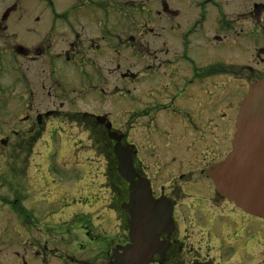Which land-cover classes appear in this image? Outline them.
<instances>
[{"label": "flooded vegetation", "instance_id": "obj_1", "mask_svg": "<svg viewBox=\"0 0 264 264\" xmlns=\"http://www.w3.org/2000/svg\"><path fill=\"white\" fill-rule=\"evenodd\" d=\"M20 1L0 0V74L9 71L15 82L23 78L20 74L23 76L24 68L30 74V80H25L26 95H21L19 90L12 91L24 102L20 100L16 106L20 109L16 112L17 125L22 124V128L12 129L10 135L22 143H13L9 136L1 135L0 144L5 146L0 150V185L7 174L9 179H16L19 172L32 171V175L35 171L42 172L41 167L19 166L15 153L26 150L31 155L35 143L59 141L66 136L67 133L63 134L66 130L70 138L86 135L95 153L104 161V180L97 191L92 185L78 190V185L65 184L71 192L63 198L68 203L58 212L49 215L41 212L46 215V221L49 216L58 215L53 222H38L37 213L20 204L25 200V189L19 194L10 193V197L0 194V207L8 205L13 212L6 226L10 223L12 231H18L21 224L28 227L27 241L33 263L114 264L116 255L132 248L151 252L148 264H214L208 258L198 259L190 250H184V241L178 236L183 221L177 213L185 198L180 184L203 188L200 178L210 183L205 170L221 161L231 149L241 100L249 87L264 75V0H175L174 5L168 0H158L159 5L155 7L132 6L130 0H79L76 7L65 11L56 10L53 0H30L32 11L30 6L29 12L35 15L34 22L30 13L32 35L35 34L34 23L39 25L41 18H47L43 40L31 48L15 43L13 29L18 24L15 11L24 12L18 5ZM131 8L157 18L153 27L150 22L139 24L136 43L126 22L114 19L116 13L134 11ZM181 8L187 17L181 25L167 26L160 21L163 15H178ZM204 50L208 57L202 54ZM21 59L26 60V64L20 65ZM54 59L66 62L79 76L86 74L85 66L91 67V73L105 72L104 84L87 88L105 95L108 105L98 112L73 108L69 97H63L65 92L61 94L60 82L48 78ZM99 60L103 61L101 67L97 64ZM245 80L250 81L243 84ZM34 87L45 91L51 102L49 109L38 110ZM243 89L231 122L233 131L227 142L228 150L210 163L205 159L212 152L207 143L217 129L225 149L227 133L223 137L221 131L228 125L227 110L235 102L221 101L228 90ZM67 90L69 95L70 88ZM4 99L6 97L0 100ZM110 101L115 106H111ZM211 103L220 107L217 119L207 112ZM192 122H200V126L195 125V133L187 126ZM185 142H188L186 155H192L193 149L196 157L198 154L203 157V165L196 168L199 178L194 182L190 176L183 177L193 174L196 170L193 165H187L189 168L185 171L184 162H177L178 150L184 148ZM116 145L131 152L133 173L129 180L118 170ZM52 168L44 170L49 173ZM163 174L164 183L159 178ZM141 179L147 180L141 184L148 189L144 190L143 197L134 190L137 198H133L131 190ZM38 180L41 182L40 177ZM53 184L56 192L45 190V184V195L41 196L49 199L48 202L54 199L58 203L62 194L57 190L64 184L57 181ZM102 189L107 190V197L101 193ZM80 190L85 191L86 197L78 193ZM72 194L75 196L71 197ZM211 194L207 201L215 208L213 210L223 205L229 210L227 219L220 215L205 221V225H210L204 230V238L213 235L217 240L218 248L214 250L221 251V255L216 264H224L221 258L230 263L238 250L236 237L243 232V228L239 231V225L254 227L255 217L235 207L213 187ZM81 199L83 209L77 207ZM199 211H195L196 218ZM202 218L198 220L201 223L204 216ZM234 228L238 234L234 233ZM1 232L3 237L4 232ZM7 248L0 244V264L7 263L3 260L9 262L12 257V247L10 251ZM227 248L231 251L224 254ZM181 255L187 260L181 259ZM260 264H264V257Z\"/></svg>", "mask_w": 264, "mask_h": 264}, {"label": "rangeland", "instance_id": "obj_2", "mask_svg": "<svg viewBox=\"0 0 264 264\" xmlns=\"http://www.w3.org/2000/svg\"><path fill=\"white\" fill-rule=\"evenodd\" d=\"M132 6H140V5H148V6H156L159 5L158 0H130ZM56 10L58 11H65L66 9L76 7L79 3V0H53ZM169 4H175V0H168ZM172 2V3H171ZM5 5L6 3L3 2ZM19 7L22 8L24 12L15 11L16 14L14 15L15 20L18 22L17 25L14 26L13 32L16 34L15 37V43L20 44L25 48H31L33 46H36L37 44L41 43L43 40V31L47 28L44 27L45 23L47 22V18L43 17L39 21L41 24L34 23L35 28V34L32 35V30L29 27V24H31L33 21L35 22V15L34 13L29 12L30 6L32 11V4L30 0H21L18 3ZM134 9V8H131ZM181 12L178 15H163L161 18V22L164 25L170 26V25H181L186 19V14L182 13L184 11L183 8L180 9ZM30 13H31V19L33 21H30ZM114 19L116 22H126L127 26L130 28V34L134 37V43L139 38L140 30H139V24L142 22H150L152 24L151 27L155 26V23L157 21V18L153 14H144L139 12V10L134 9V11H130L129 13H122L117 14L114 16ZM185 24V23H184ZM183 24V25H184ZM182 25V26H183ZM41 37V39H39ZM202 54L204 56H207V51H202ZM210 56V55H209ZM6 59L3 57V62H5ZM26 60L21 59L20 65L26 64ZM103 61L99 60L97 61V64L99 67H101ZM52 69V72L50 73V76L48 78L53 79L56 82H60L61 86V94L63 92V97L67 99L69 97V102L73 108H76V110H85L89 112H98L104 106L108 105V102L105 98V95H103L101 92L94 93L92 90L88 89L87 87L96 85V84H104V80L107 79L106 76H104L105 72L102 73H96V72H90L91 67L85 66L86 74H81V76L77 75L76 71L73 67L68 65L64 61H56L55 59L50 63ZM83 67V66H82ZM84 69V67H83ZM36 73H40L39 70H35ZM21 77L18 82L14 81V77L11 75L9 71H5L0 74V91L2 90L4 93H0V99L1 97H6L3 101L0 100V129L2 130L0 132V137L2 134H5L10 137L11 142L13 143H22L21 141H17L15 137L11 136V130L12 129H19L22 128V124L17 125V117L16 112L20 111L19 107L16 109L17 103L20 102V100L23 101L21 98H17L15 96V92L12 93L14 90H19L21 92V95H26L28 93L27 91V84L25 83V80H30V74L27 68H24V74L23 76L20 74ZM255 79V78H254ZM250 80L243 81V84L245 82H248ZM67 88H70L69 95ZM36 90L35 95H38V105L36 106L39 111H43L46 109H49L51 107V102L48 100L45 91H42L39 89V87H34ZM228 90L226 93V96L222 99L221 102H230L235 101L231 104L232 108L228 109L227 112V118L229 119L228 125L222 129L223 137L225 133H227L226 137V147L225 149L221 146L222 143L219 141L220 137V130H217L214 132V136L209 139L208 143L210 145V154L205 159H209V162H214L217 159H219L227 150H228V141L231 138V133L233 131L232 129V119L233 115L236 112V107L239 101L242 99L241 95L244 93L245 89L242 91L240 90ZM241 97V98H240ZM237 98V99H236ZM236 99V100H235ZM56 103L58 101H55ZM54 103V102H53ZM111 106H115L110 101ZM220 107L218 105H214L213 103L210 104L209 109L207 112L209 114L214 115L216 119L218 118L219 109ZM21 116V115H19ZM200 126V122H192V124H188V128L195 133L196 132V126ZM221 129V126H220ZM208 130V129H207ZM64 133H67L66 136L63 135L61 139L58 140H50L48 142L39 141L35 143L34 145V152L33 154L29 155L30 153H27L25 151H17L15 153V156L18 159V165L19 166H26L29 165L30 169H32L33 166L35 167H41L42 172L37 173L36 171L33 172L34 175L31 173H18V176L16 179H9V175L7 174L6 177L3 179L2 185H0V194L3 193L4 195L10 197V193L13 195L15 192L22 193L21 189H25V200L23 203V206L28 209H33L35 213H37L39 218L38 222L47 223L48 221H56L59 216L54 215L52 217H48L47 221L44 219V214L41 215V212H44L49 215L52 212H58L59 209H62L65 204H67L68 200L64 202L63 198L68 196L71 192L68 191V187L65 186V184L68 185H78L77 188L83 189L87 185H92V188L96 190L99 183H101L104 180L103 177V169H104V161L102 157L97 155L94 151V146L92 142H89L86 138V135L81 136H73L69 137L67 136L70 132L69 130H66ZM226 136V135H225ZM214 138V139H213ZM188 142H185V146L183 149L178 150V161L177 162H184L185 171L189 168L186 167L189 164H192V168H199L200 165H203V160L200 158L202 156L198 154V157L195 155V153L192 149V155L191 153L187 154V148L186 145ZM4 145L0 144V150H4ZM9 150L10 147L8 146ZM220 152V154H219ZM194 154V155H193ZM26 155L28 158L26 159ZM189 162H188V160ZM0 160H2L0 158ZM201 161V162H200ZM1 162V161H0ZM153 162V161H152ZM188 162V163H187ZM155 163V162H154ZM52 167L53 168L48 171H45L46 167ZM68 166V167H67ZM45 169V170H44ZM45 171V172H43ZM176 175V174H173ZM198 169L194 170L193 174H185L183 177L190 176L191 182L196 181V178H199ZM45 178H43V177ZM38 177L41 178V182H39ZM165 175L159 176L161 181L164 183ZM179 177V174H178ZM179 178H177L178 180ZM176 180V181H177ZM200 183L204 185L201 189H194L192 185L191 187H186V185L183 186L182 191H184L185 198L181 200L180 202V208L179 213L177 215L182 219L183 223H180L179 226V232L178 236L180 238L182 237V240L184 241V250L188 249L191 251V254L195 255L198 259L208 258L211 260L214 264L217 263V260L219 261L220 257L218 255H221V251H217L214 249H217V240L213 238L212 236H208L204 238L205 229L207 226L210 225L208 223L205 225V221L209 222L210 220L216 219V217H219L220 215H224V217L227 219L228 215V207L226 208L224 205L217 207V210L212 205L209 204L207 201L208 198L211 197L212 193V186L205 178H200ZM38 181V182H37ZM58 182L60 184H64L60 186V189L57 190L59 192L60 198L58 200H52L48 202L44 197L41 196L45 195V190L47 189H53L55 188V185L53 182ZM43 185H42V184ZM47 185V187L44 190V185ZM208 186V189H207ZM18 187V190H16ZM83 187V188H82ZM20 189V190H19ZM40 189V192L37 190ZM78 191L82 192L84 195H81L82 193L78 194L77 196L86 197L85 191ZM52 192H56V190H50ZM101 193H104L103 196L107 197V190L102 189ZM194 194V195H191ZM199 194V195H197ZM75 195L72 194L71 197H74ZM189 196V198L187 197ZM104 197V198H105ZM18 198L20 199L19 195ZM214 198V197H213ZM215 198H219L218 196H215ZM78 199V198H77ZM197 199V200H195ZM62 200V202H60ZM81 203H77L78 208H84V203L82 202V199L80 200ZM189 203L190 206L187 208V205ZM19 206V205H18ZM47 206L45 209L44 207ZM196 207V208H195ZM195 208V209H194ZM200 210L197 212V218L195 211ZM11 213L12 210L10 206L8 205H2L0 207V244L4 245L5 248L8 246L7 251L13 250L12 257L9 260V262L12 261V264H23L24 262L26 264H34L31 256H30V248L28 245V235L29 230L26 225L21 224L18 228V231H12L10 230V223L7 224V220L11 219ZM204 221L202 224L200 221L203 219ZM194 217V218H193ZM199 218V219H198ZM200 220V221H198ZM13 226V221L11 223ZM40 226V225H39ZM41 227V226H40ZM243 228V232L239 233L234 230L235 234H238L236 237V244L238 246L237 254L233 257V260L230 262L231 264H260L262 261V257H264V220H259L254 218V227H247L246 224L242 223L239 225V231ZM14 229V228H13ZM3 237H1L2 232ZM246 230V232H245ZM231 233V231H230ZM253 236L251 237L250 235ZM251 237V238H250ZM209 238V239H208ZM239 238V239H237ZM233 241V240H232ZM210 249V251H209ZM230 249H226L224 254H229L226 252H230ZM209 252V253H208ZM187 257H191V255H188ZM181 259L187 260L185 255L180 256ZM225 258H221V263L224 264H230L224 262ZM3 262H7L4 264H9L8 261L3 260Z\"/></svg>", "mask_w": 264, "mask_h": 264}, {"label": "water", "instance_id": "obj_3", "mask_svg": "<svg viewBox=\"0 0 264 264\" xmlns=\"http://www.w3.org/2000/svg\"><path fill=\"white\" fill-rule=\"evenodd\" d=\"M236 132L230 153L205 173L216 191L239 209L264 218V76L252 84L243 98L235 122ZM119 172L127 180L132 176L131 152L114 148ZM138 180L132 188L139 197L148 187ZM152 253L134 249L115 257L114 264H148Z\"/></svg>", "mask_w": 264, "mask_h": 264}]
</instances>
